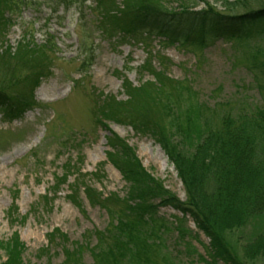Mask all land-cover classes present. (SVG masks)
<instances>
[{"label": "rangeland", "instance_id": "rangeland-1", "mask_svg": "<svg viewBox=\"0 0 264 264\" xmlns=\"http://www.w3.org/2000/svg\"><path fill=\"white\" fill-rule=\"evenodd\" d=\"M117 1L119 5L122 0ZM193 1L198 5L196 12L206 4L224 12L221 3L216 6L214 0ZM146 2L175 11L191 5L184 0ZM234 2L231 8L235 13L264 4V0H229L230 4ZM94 5L93 0H87L79 18L75 10L50 17L47 4L38 10L23 9L17 18L13 17L3 38L4 48H14L23 33L29 32L35 43L41 44L48 31L57 45L51 55L49 76L33 94L38 107L26 110L19 118L5 115L11 98L27 93L28 82L18 87L9 85L11 89L6 93L11 98L4 96L0 106V242L6 243L16 235L25 246L24 264L65 261L64 252L49 245V234L56 230L65 235L69 249L83 245L81 261L92 264L85 243L95 247L96 233L117 225L130 187L109 162L110 136H118L134 150L142 168L157 182V189L167 192L166 197L186 201L183 184L163 147L136 127L135 114L129 123L102 119V127L96 122L97 117L103 118L100 112L106 113L102 107L105 101H113L123 117L125 112L132 114L131 98L123 90V81L136 89L145 82L156 84L151 73L140 69L145 62L150 63L154 73L165 72L174 81H184L171 89L170 98L167 95L157 100L153 94L157 107L150 109L153 114L148 123L151 127L160 125L165 142L175 136L205 135L216 131L225 115L238 116L240 109L253 112L264 106L250 72L256 68L258 77L264 78V19L247 26L240 38L216 40L204 48L178 42L164 44L159 36L149 37L142 46L110 40L102 34ZM79 39L94 48L87 72L79 70ZM16 75L24 77V73ZM188 89L192 95L188 96ZM82 175L104 200L88 202L84 188L78 184ZM74 195L82 210L73 205ZM110 195L117 199L107 198ZM153 199L159 219L154 224L155 243L150 250H142V259L147 257L150 264H203L199 257H207L208 239L195 229L188 216ZM160 224L165 229L158 230ZM178 228L182 229L180 235ZM252 233L249 226L233 234L232 242L244 245ZM46 247L49 251L44 255L41 251ZM2 248L0 264H6L9 250Z\"/></svg>", "mask_w": 264, "mask_h": 264}, {"label": "trees", "instance_id": "trees-1", "mask_svg": "<svg viewBox=\"0 0 264 264\" xmlns=\"http://www.w3.org/2000/svg\"><path fill=\"white\" fill-rule=\"evenodd\" d=\"M93 1L94 10L99 15L101 33L110 40H121L131 45L143 46L149 37L159 36L164 38V44L178 42L204 48L216 40L240 38L247 26L264 19V4L248 12L235 13L231 8L235 2L230 4L229 0H214L216 6L221 3L224 12L217 11L209 4L196 12L194 9L198 5L193 0H184L191 5L179 7V11L147 3L146 0H122L119 5L117 0ZM86 2L0 0V106L3 105L4 96L11 98L6 93L11 89L9 85L18 87L21 82L29 84L26 94L11 98L10 105L4 110L7 118H19L26 110L38 107L33 94L40 82L49 76L53 61L51 55L55 54L57 46L46 31L41 44H36L33 35L25 32L14 48H4L3 38L12 25L13 17L17 18L23 9L38 10L47 4L50 17L59 12L66 14L75 10L79 18ZM237 3L240 4V1ZM48 22L50 19L46 24ZM79 49V70L87 72L94 48L87 45L85 39H79ZM140 69L151 73L157 85L145 82L136 89L123 81V90L131 98L132 114L125 112L123 117L120 110H115L113 101H105L102 107L105 106L103 111L106 113L100 112L103 118L97 117L96 122L102 127H105L102 119L129 123L128 119L135 114L136 127L163 147L169 164L183 184L186 201L166 197L167 192L162 191L161 187L157 189V182L142 168L134 150L118 136H110L107 139L112 150L108 154L109 162L130 187L125 195L124 210L116 220L117 225L107 227L103 233H96L98 243L95 247L89 248L85 243V248L90 249L92 264H150L147 257L142 259V250H150L155 243L152 238L155 235L154 224L159 221L152 205L155 197L160 201L158 205L166 204L183 216H188L195 229L208 239L207 257H199L203 264H256L264 261V106L253 112L240 109L238 116H223L216 131L205 135L175 136L165 142L160 125L151 127L148 123L153 114L150 109L157 107L153 103V94L157 100H163L167 95L170 98L171 89L184 81H174L165 72L154 73L149 62H145ZM250 72L264 102V78L258 77L256 68ZM17 73H24V77L19 79ZM192 94L188 89V96ZM197 141L199 143L195 144ZM80 179L78 184L84 188L88 202L97 204L99 200H104L102 194L87 184L85 176ZM73 198V205L82 210L75 195ZM107 198L117 199V196ZM249 226H252L253 233L246 244L239 246L232 242L233 234ZM180 228L176 230L178 235L182 233ZM161 229H165V226L160 224L158 230ZM184 238L181 236L180 240ZM48 240L52 249L64 252L65 261L62 264H76L78 260L83 264V245L76 244L69 249L65 235L57 230L49 234ZM0 248L9 250L6 264H24L25 246L16 235L6 243L0 242ZM48 251L46 247L41 252L47 255ZM125 256L129 258L125 259Z\"/></svg>", "mask_w": 264, "mask_h": 264}]
</instances>
